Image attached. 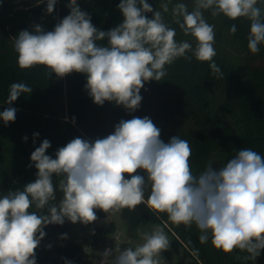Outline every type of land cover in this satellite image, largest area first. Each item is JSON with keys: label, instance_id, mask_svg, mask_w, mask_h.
<instances>
[{"label": "clouds", "instance_id": "1", "mask_svg": "<svg viewBox=\"0 0 264 264\" xmlns=\"http://www.w3.org/2000/svg\"><path fill=\"white\" fill-rule=\"evenodd\" d=\"M56 2L47 0L49 14ZM257 5L258 0H194L189 11L185 3H176L174 22L185 36L194 38L193 48L189 41L175 39L176 30L147 0H120L123 22L108 31L98 30L77 0H69L70 14L54 30L46 32L36 25L34 32L18 33L17 64L21 69L43 65L60 78L73 72L85 74V87L95 104L114 102L135 111L145 83L163 80L165 66L181 57L190 59L188 52L198 61L210 62L212 72L222 75L213 60L215 31L204 18L205 10L233 21L247 18V47L258 53L264 44V9ZM161 8L169 11L166 3ZM236 30L233 24L230 32ZM104 39L107 46L97 43ZM31 92L28 85L13 83L6 103L11 105ZM16 111L6 108L0 119L5 125L14 122ZM160 135L150 118L133 117L121 120L112 134L94 142L74 138L56 151L54 159L46 155L50 141L43 140L30 157L37 169L35 181L0 197V264H36L35 250L46 235L45 226L63 225L65 219L88 225L98 219L97 209L104 213L134 210L145 202L146 184L150 185L149 208L166 213L176 225L195 224L201 243L208 241L210 233L216 249L224 253L240 249L250 254L245 259L255 260L264 250V157L250 148L241 149L220 169L209 163L196 175L189 162V142L173 136L165 143ZM54 175L60 177L58 185L53 183ZM57 187L62 199L50 203L57 199ZM33 205L38 210L47 208V213L29 211ZM66 238L67 234L61 237ZM143 241L135 248L105 249L100 264H161L162 252L170 247L163 229L144 233Z\"/></svg>", "mask_w": 264, "mask_h": 264}, {"label": "trees", "instance_id": "2", "mask_svg": "<svg viewBox=\"0 0 264 264\" xmlns=\"http://www.w3.org/2000/svg\"><path fill=\"white\" fill-rule=\"evenodd\" d=\"M154 10L162 12L164 22L176 30L175 39L187 40L195 48L196 41L185 36L174 22L172 8L185 3L189 11L194 0H147ZM69 0H57L49 14L47 0H0V112L13 107L14 122L7 125L0 119V197L9 191L22 190L37 178V169L31 161V153L43 140L50 141L46 155L55 158L56 151L74 138L94 142L112 134L121 120L148 117L161 130L160 139L168 143L173 136L187 140L191 146L190 165L193 174L203 172L211 163L215 169L223 167L239 150L250 148L264 157V44L258 53L247 47L250 21L247 18L230 20L222 14L216 17L211 10L203 12L204 18L214 25L216 56L213 58L222 75L214 74L210 62L183 57L166 65L167 75L161 81L146 82L141 89L142 101L135 111L122 105L105 101L93 102L86 90L85 74L73 72L63 78L49 73L43 65L21 69L14 50L15 37L21 30L34 32L39 25L44 31H52L57 23L70 14ZM120 0H77L80 9L89 14L92 24L101 31H108L123 22L118 8ZM169 11L163 12L162 4ZM264 9V0H258ZM151 18L152 13H146ZM235 24L236 32H230ZM107 46V39L97 42ZM24 83L32 88L23 93L11 105L6 101L10 86ZM61 103H66V116L58 115ZM74 118V121H73ZM38 133V136L34 134ZM24 137H27L25 140ZM141 175L146 174L138 170ZM126 175V178H130ZM60 177L53 176L54 185ZM150 185H145V202L134 210L121 209L130 236L139 225L145 223L166 224L189 249L191 258L167 264H264V250L255 259H245L250 254L240 249L224 253L211 243H201L199 229L176 225L166 213L157 212L147 205ZM57 187L56 201L62 199ZM29 211L47 213L33 205ZM115 231V224L95 229L86 238L88 245H101L106 236ZM132 247L129 242L119 244V249ZM36 264H84L85 249L76 241H62L55 247L39 245L35 250Z\"/></svg>", "mask_w": 264, "mask_h": 264}, {"label": "rangeland", "instance_id": "3", "mask_svg": "<svg viewBox=\"0 0 264 264\" xmlns=\"http://www.w3.org/2000/svg\"><path fill=\"white\" fill-rule=\"evenodd\" d=\"M67 105L61 103L59 107L58 115L61 117L66 116ZM96 215L98 219L88 225L77 222L71 223L67 219L63 225L49 224L44 227L45 237L40 241V245L48 247H55L62 241H76L82 245L87 255L84 264H100L101 253L105 249L118 248L119 244L123 242H129L132 246L136 247L142 244L143 234L152 233L157 227L163 229L170 241V247L168 250L162 252L161 264H167L168 262H179L189 260L191 254L189 249L183 244L180 238L163 223H145L138 226L136 233L130 236L127 232L126 223L121 217V210L111 211L110 213H104L102 210L97 209ZM111 223L115 224V231L107 234L105 242L101 245H88L86 238L92 231L100 227H108ZM67 234L66 239L61 237ZM118 254V253H114Z\"/></svg>", "mask_w": 264, "mask_h": 264}]
</instances>
